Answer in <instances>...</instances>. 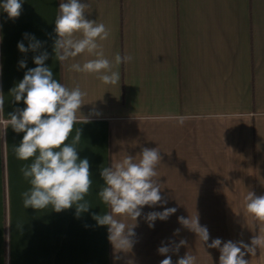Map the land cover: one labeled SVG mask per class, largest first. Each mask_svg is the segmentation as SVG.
Returning <instances> with one entry per match:
<instances>
[{
    "label": "crops",
    "instance_id": "0c3cea01",
    "mask_svg": "<svg viewBox=\"0 0 264 264\" xmlns=\"http://www.w3.org/2000/svg\"><path fill=\"white\" fill-rule=\"evenodd\" d=\"M90 7L85 18L103 23L110 36L102 41L105 56L120 81L104 84L95 74L69 70L82 55L61 64L55 58V19L61 0H22L16 19L0 9V264H160L163 245L173 264L190 253L197 264H219L212 240L243 242L264 237V221L245 208L247 191L264 196V0H81ZM3 3V0H0ZM28 33L41 42L28 48ZM47 52L45 66L68 88L86 96L80 111L90 120L77 122L78 157L90 164L92 186L85 196L91 208L77 217L75 207L57 213L52 206L25 208L31 188L21 169L33 161L17 158L24 133L6 127L8 114L26 107L11 90L35 68L34 57ZM117 53L131 56L115 65ZM26 61L21 68L19 62ZM184 118L183 124L180 118ZM5 169L3 165V148ZM158 148L157 181L162 203L144 206L137 218L130 253H116L106 226L94 215L110 211L99 197L100 170L125 153ZM176 208L167 220L149 227L145 216ZM199 216L210 238L203 244L178 218ZM131 223V221H126ZM179 230V231H177ZM185 246H176L180 241ZM243 251V249H242ZM249 264H264V246Z\"/></svg>",
    "mask_w": 264,
    "mask_h": 264
},
{
    "label": "clouds",
    "instance_id": "9594fccd",
    "mask_svg": "<svg viewBox=\"0 0 264 264\" xmlns=\"http://www.w3.org/2000/svg\"><path fill=\"white\" fill-rule=\"evenodd\" d=\"M90 7L81 0H61L59 15L55 19L54 41L55 58L61 63L75 60L87 55L92 57L82 63L69 65V70L76 73L95 74L104 84L115 85L120 81L119 71L113 70V61L105 56L102 41L110 36V30L103 24L85 18ZM0 9L8 14L9 19H16L22 12V0H3ZM24 38L30 41L28 48L23 41L17 47L21 53L31 50L36 52L42 47L35 36L28 33ZM49 58L45 51L34 57L35 68L29 69L23 80L12 90L14 101L23 100V109H16L8 114L4 121L16 133H24L19 146L15 148L17 158L32 163L21 169L23 176L30 181L31 188L23 193L25 208L44 209L49 205L57 213L75 207L77 217L87 212L90 205L85 200L92 186L90 164L87 158L80 159L76 145L81 140L80 128L71 143H66L77 122V113L82 123L90 122L80 109L84 105L83 92L79 86L68 88L53 76L50 67L45 66ZM131 56L117 53L115 65L128 63ZM21 68L26 61L19 62ZM4 96L0 94V113L4 109ZM184 118H180L183 124ZM158 148H142L137 156L125 153L119 160L100 170L104 187L99 197L110 211L103 215H94L98 226H106L108 239L116 253H130L135 243L134 228L137 218L141 217L144 206H155L166 203L161 196V185L158 183L157 166L161 156ZM246 211L258 220L264 221V196H257L247 191L245 196ZM176 212V208H165L163 212H150L145 216L149 227H154L156 220H167ZM126 221H131L127 223ZM178 222L186 229L194 232L198 239L207 244L210 234L207 226L199 223V216L189 215L178 218ZM179 231V230H177ZM181 240L176 246H185ZM220 251L219 264H249L246 254H256L258 247L264 246V237L257 235L251 240V246L243 242H222L219 238L207 245ZM243 249V251H242ZM170 249L161 246L158 253L166 258L160 264H173ZM128 264H132L129 261ZM176 264H197V258L190 253L179 258Z\"/></svg>",
    "mask_w": 264,
    "mask_h": 264
},
{
    "label": "trees",
    "instance_id": "16d2710c",
    "mask_svg": "<svg viewBox=\"0 0 264 264\" xmlns=\"http://www.w3.org/2000/svg\"><path fill=\"white\" fill-rule=\"evenodd\" d=\"M2 148H3V165H4V169H5V158H4V156H5V152H4V146H2Z\"/></svg>",
    "mask_w": 264,
    "mask_h": 264
}]
</instances>
